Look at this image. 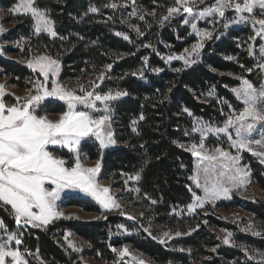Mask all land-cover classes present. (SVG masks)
<instances>
[{"label": "trees", "instance_id": "1", "mask_svg": "<svg viewBox=\"0 0 264 264\" xmlns=\"http://www.w3.org/2000/svg\"><path fill=\"white\" fill-rule=\"evenodd\" d=\"M121 1L38 0L37 6L48 10L58 35L34 34L31 17L16 15L12 18L14 27L2 36V40L21 41L22 56L45 52L56 58L61 64V79L81 80L105 70V66L111 64L112 68L105 71L107 78L101 82L99 89L126 90L129 93L114 103L112 127L117 143L102 151L96 142L89 140L81 151L88 159L101 158L103 177L112 180L119 188L123 187L125 179L122 172L132 174L142 170V178L135 182V187L139 189L141 205L150 208L154 222L181 230L192 228L194 231L173 240L174 248H170L151 238L144 230L131 235L113 234L114 226L126 225V220L121 215L104 212L99 219L92 221L54 220L46 228L21 226L23 244L19 248L22 251L27 248L33 253L26 257L30 264H75V257L68 254L62 245V236L69 230L87 241L90 246L88 254L100 261L114 260L112 248L129 244L157 263L264 264L263 260L249 259L238 247L221 244L210 226H230L215 215L204 214L206 209L182 218L171 214L174 207L184 206L191 199L188 185L193 156L180 145L188 139L185 131L191 128L192 120L183 109L187 107L197 117L222 121L229 104L234 108L241 105L231 92V88L239 83L238 76L254 84L260 82V76H255L253 70V59L245 46L238 42L247 28L231 30L226 37L206 45L201 61L190 67L176 63L168 66L158 53H163L168 43L176 51L186 44L178 40L169 25L158 24L171 1L137 0L143 10L154 12L153 15L146 14V20H152L151 28L141 37L128 27ZM13 3L14 0H0V7L6 11ZM109 3H116L117 7H106ZM90 7L99 11L90 12ZM143 24L138 22L139 26ZM117 33L127 35L128 39ZM6 50L16 52L17 48L12 50L8 47ZM145 57L149 70L159 68L161 71L157 73L144 69ZM0 67L3 74L9 76V82L21 89L29 87L26 83L28 79L39 76L27 66L1 57ZM141 70L143 76L139 74ZM212 89L215 95L209 96ZM218 98L224 102H218ZM42 109L58 113L64 111L65 106L49 100ZM141 113L143 120H139ZM133 120L138 121L136 132L132 131ZM141 145L145 147L141 148ZM52 152L69 157L62 149L53 148ZM249 159L252 179L264 188V168L251 157ZM65 204L100 212L99 206L84 198L73 197ZM232 205L222 202L217 207L223 209ZM244 208L264 223V202L247 201ZM0 218L10 227L15 224L9 206L5 208L0 204ZM238 237L241 243L264 250V234L262 237L247 234ZM36 251L38 260L34 256Z\"/></svg>", "mask_w": 264, "mask_h": 264}, {"label": "snow or ice", "instance_id": "2", "mask_svg": "<svg viewBox=\"0 0 264 264\" xmlns=\"http://www.w3.org/2000/svg\"><path fill=\"white\" fill-rule=\"evenodd\" d=\"M38 0H18V3L9 11L17 15L31 17L33 21V31L35 34L47 33L52 37L58 35L54 27V21L50 19L48 10L37 6ZM135 3V0H133ZM205 0H173V5L168 7L167 14L161 17L160 23L172 17L183 15V23H191L192 31L197 36V41L191 46V49L175 56H168L167 61L173 59L182 60L185 67H190L199 59L200 50L204 48V41L213 38V30L200 29L197 26V20H203L205 17L212 18L209 22L219 23L226 17V11L232 10L236 15V20L224 23L227 28L229 23L251 21L255 28L256 35L250 37L255 40L257 37L264 39V0H215L210 6H204ZM115 9L116 3L105 5ZM260 10V17L257 18L256 10ZM90 12L99 11L95 7L89 8ZM247 13V15H245ZM136 15V10L130 14ZM191 18V20L189 19ZM111 19V17H109ZM143 20L144 16L141 15ZM133 29L143 35L139 28L134 25ZM6 30L0 27V34ZM117 35H124L117 33ZM23 39V38H22ZM62 39H65L62 37ZM82 39V38H81ZM124 39H128L124 35ZM18 45L20 42H17ZM150 46V45H146ZM260 63L256 68L264 70V44L260 45ZM252 46H249V55H252ZM228 59H234L228 57ZM145 67L147 66V57L144 58ZM27 66L38 71L43 80L37 79L27 96L16 97L17 103L11 106L6 105L3 97L5 96V85L0 84V204L7 208L10 206L11 214L14 217L17 226L30 225L33 228H46L54 220L64 217V213L59 210L58 200L64 189L77 188L80 191L95 198L101 207L106 210L121 209V204L111 192L109 186H103L98 182V173L101 169V163L98 160L93 167H85L81 163V150L89 140L99 143L101 150L115 145L117 143L112 130L113 115L110 107L111 102L129 95L126 90H108L101 93L98 91L99 85L91 83L92 91H87L83 86H79V91L83 93L78 95L76 90L69 89L67 86L58 84L56 80L60 69V63L50 56L39 55L27 61ZM106 70H111L112 65L105 66ZM182 69H177L181 71ZM154 72H160L161 69H153ZM247 71L251 72L252 69ZM143 76V71L139 73ZM136 75V73H132ZM106 72L102 71L97 80L103 82L106 79ZM241 79V87L233 88L232 91L240 99L244 107L236 112L232 105L227 114L223 126H214V124L204 121L202 117L193 118V127L191 133H199V143H193L189 151L194 157L201 161H215L220 167V177H226L223 180H213L210 184L207 180L203 185L200 184L199 177L194 175L189 179L193 180L198 188L202 187L204 195L199 196L195 191L189 188L191 192L192 203L187 205L189 212H195L202 208L206 202H215L221 197H229L233 190H239L250 183L251 170L247 165H241V155L243 150L252 152L253 155L264 157V151H254V146L264 149V134L260 139H249L245 133H250L257 122H264V87L256 88L248 79ZM51 81V88L47 86ZM209 96L215 95L212 89ZM49 98H56L67 105L58 120H50L47 116L38 115L40 107L44 106ZM21 100L23 102L21 103ZM97 102L103 105V115H93L92 111L97 110ZM78 106H83L84 110H79ZM189 116L194 114L185 107L183 109ZM223 114V110H221ZM143 113L139 120H143ZM137 120L132 121V131L136 132ZM235 131V139L232 132ZM224 133L228 136L231 147L236 149V154L225 151L217 146L211 153L206 149L205 139L209 135H218ZM185 135L190 132L185 131ZM173 143H177L173 141ZM49 146H59L67 149L73 155L74 162L71 167H66L70 161L63 158H57ZM183 147V145H180ZM145 147L144 145L140 146ZM264 163V159L261 160ZM205 173L208 169H204ZM125 176L124 181L127 186L129 181L138 182L142 178V170H137L132 174L121 173ZM139 191V189H131ZM147 196V194H145ZM153 204L156 201H152ZM175 211V209H173ZM121 215H126L121 211ZM71 218V217H65ZM129 219H135L129 216ZM118 228H124L118 225ZM199 225H197V228ZM255 225L249 221V224L243 229L251 231L253 235H262L264 232L253 231ZM127 231V229H124ZM148 231V229H145ZM194 231V229L190 230ZM225 231L223 237L224 244L232 243L233 233ZM0 232L4 239H0V264H30L27 256L33 255L31 251L25 248L21 251L19 247H12L9 242L14 241L16 245H22L20 236L23 233L10 231L3 219H0ZM150 234V233H149ZM179 236L181 233L177 232ZM71 233H64V240L73 251H80L76 244L70 239ZM156 239V237H153ZM171 239L170 233H163L160 237V243L164 244L166 239ZM243 249V246H240ZM38 251V250H37ZM118 259L116 264H122L125 256L130 255L131 251L127 246L120 249L112 248ZM215 251V249H213ZM245 254L248 250L244 249ZM264 259V253L258 254ZM38 258V257H37ZM249 259H256L255 256H249ZM136 264H145V261L133 256ZM43 264V262H41Z\"/></svg>", "mask_w": 264, "mask_h": 264}, {"label": "rangeland", "instance_id": "3", "mask_svg": "<svg viewBox=\"0 0 264 264\" xmlns=\"http://www.w3.org/2000/svg\"><path fill=\"white\" fill-rule=\"evenodd\" d=\"M170 1H171L170 6H172L173 0H170ZM17 3H18V0H14V3L6 11H3V9L0 7V27H2L3 29L6 30L5 32L0 34V57L7 60V61H11V62H15V63H19V64L27 66V61L29 59H32V58L39 56V55H44V56H50V55L45 53V52L44 53L31 52L27 56H22V55H20V52H22V50H23L22 45H21V41H19L20 44L18 45V43L16 41L8 42V41L2 40V36L14 27V22H12V18L14 16H16L17 14L12 13L9 10L12 9ZM213 3H215V0H205L204 6H210ZM120 4H121L120 6L122 9L124 19L127 22H129L128 27L130 29H132L136 34H138V33L133 29V27H132L133 25L136 28H139L143 34L147 30H149V28H151L150 23L152 20H150V19L146 20L145 16H146V14L153 15L154 14L153 11H147L146 12L145 10H143V8L141 7V5L139 4V2L137 0H135V3H133V0H122ZM134 9L136 10V15H130L134 11ZM167 9H166L165 13L163 15H161V17L167 14ZM255 14H256L257 18H262V17H260V10L259 9L256 10ZM141 15L144 16L143 20L140 19ZM245 15H247V13H245ZM29 17H30V15H29ZM161 17L158 20V24H161L160 23ZM183 19H184V16L179 15V16L172 17L163 23L164 25L170 26V28L177 34L178 40L186 42L185 46L179 51L174 50L172 47L173 45L168 43L165 45L166 50L163 53H160V52L158 53L159 57H161L163 59V61L168 66L176 63L182 67H185L184 62L182 60L173 59L171 61L166 62V59L170 55L175 56V55L181 54L184 51V49H191V46L194 43H196V41L198 39L197 36L195 35V33L192 31L191 23L184 24ZM189 19L191 20V18H189ZM211 19L212 18L205 17L203 20H197L196 21L197 26L200 29H207V30H213L214 29L213 38L207 39L204 41V48L200 50L199 59L197 60L196 63L201 61L206 45L211 44L212 42H215V41H217L223 37H226L231 30H236V29H240V28H247L246 32L241 34L238 42L240 43V45L245 46L248 54H249V46L250 45L252 46L253 54L249 55V56L253 59V70H255V76L257 74L260 76L259 84H254L253 82L252 83L258 89L261 87H264V70H260V69L255 67V65L260 63V59H259L260 58V51H259V49H260V45L264 44V39H261L260 37H257L255 40L250 39V37H253L256 35L255 28H259V25H256L254 28L253 23L251 21L235 22V23H229V26L227 28H225L224 23H228L229 21L236 20V15H235L234 11H232V10H227L226 11V17L217 24H213V23L209 22ZM138 22H143L144 23L143 26L142 25L139 26ZM143 30H145V31H143ZM44 34H47V33H44ZM47 35L49 37H52L49 34H47ZM141 36H143V35H139V37H141ZM189 39L191 41H188ZM8 47L12 48V50L17 48V51L16 52H12V51L10 52V51L6 50V48H8ZM50 57L52 59H56L52 56H50ZM147 68H148L147 66L146 67L144 66V69H147ZM153 69H157V68H151V70H149V68H148L149 71H153ZM30 70L33 72L32 69H30ZM102 71L105 72L106 69L102 70ZM102 71L96 72L87 78L77 80V81L70 80V79H61L60 78L61 64H60V69H59V72L57 73L56 80H57L58 84L63 85V86H67L69 89L76 90L78 95H82L83 93H81L79 91V86H83L84 89L87 91H92L91 83L95 82L99 85V88H100L101 81L97 80V77L100 75V73ZM34 73L39 75L38 71H36ZM241 77L242 76H238L237 79L239 80V83L236 86L231 88L232 94L234 95L236 100L241 104L239 108L232 107L236 112H239L244 107L242 101L240 99H238L236 94L232 91L233 88L241 87V79H240ZM242 78H245V77H242ZM37 79L43 80V77H41L40 75L39 76L34 75L32 79H28L26 81V83L28 84L29 87L27 89H21V88H18L16 86L12 85L9 82V76L4 75L2 72V69L0 67V84L5 85V96L3 97L5 104L11 106L12 104L17 103L16 97L23 98V97L27 96L29 93V90L32 89L33 84ZM47 86L49 88H51L52 85H51L50 80H49ZM99 88H98V91H100L101 93L108 91V90L101 91ZM113 91H115V90H113ZM49 100L58 101V102L63 103L65 106L64 111L67 110V105L65 102L60 101L56 98H49L47 101H49ZM217 101L221 102V103L224 102V100L221 98H218ZM22 102H23V100H21V103ZM114 103H115V101L111 102V104H110V107L112 109V115L114 112L113 111ZM44 104H45V102H44ZM102 108H103V105H100L99 102H97V110H93L92 114L94 116L95 115H103L104 113L102 111ZM78 109L84 110L83 106H78ZM64 111L58 112V113L46 112L42 109V107H40L37 114L42 115V116H47L48 119L55 121V120L59 119L60 115ZM230 111L231 110L229 109L228 112L225 114V117L222 121H216V120H210V119H204V118H203V120L214 124V126H223V123H224L225 119L227 118V114ZM39 112H40V114H39ZM194 117H197V116H191V120H192L191 128L193 127V118ZM191 128L188 130V132H190V135H188L187 141L183 144V147H185V149L187 151H189V149L191 148V145L193 143L198 144L199 140H200L199 133H191ZM112 130H113V127H112ZM230 131L232 132V136L235 139V131L234 130H230ZM262 134H264V122H257L255 127L252 129V131L250 133H245L244 135H246L249 139H260ZM92 141H94V139ZM94 142H96V141H94ZM96 143L99 146V143L98 142H96ZM112 146H114V145H112ZM112 146H109L105 149H108ZM205 146H206V149L210 153L217 146H219V147L223 148L225 151L231 152L233 155L236 154V149L231 147L230 142L228 140V136L224 133H220L218 135H209L205 139ZM53 148L65 150L69 154V157H67V158L58 156L56 154H54V155L57 158H63L66 161H70L69 163L66 164V167H71L72 163L74 162L73 155L70 154L67 149L61 148L59 146H49V151H52ZM105 149H103L102 151H104ZM254 151L259 152V151H264V149L254 146ZM189 152L191 153V151H189ZM240 155H241V165H247L250 168L249 157H251L255 162H257L258 164H260L261 167L264 168V163H261V160L264 159V157H259V156L253 155L252 152H249L247 150H243L240 153ZM98 160L101 163V158L88 159L86 154L81 151V163L85 167H93ZM205 168L208 169L207 173H205V171H204ZM101 169H102V163H101ZM101 169H100V172L98 173V177H97L98 182H99V184H101L103 186H109L110 187L111 192L115 195V198L121 204V209H113L111 211L103 209L101 207V205L99 204V202L95 198H93L92 196L80 191L77 188H67L61 192L60 198L57 202L59 205V210L64 213V217H61V218L56 219V220L92 221V220L99 219L102 216V213H104V212H111L114 214L121 215V211H123L126 213V215H121V216H123L125 218L126 225L122 224L124 226V228H118L117 227L118 225H115L113 234H115V235H131V234H137L139 230L145 231V229H148V231H145V232L151 238L156 237L155 240L160 242V237L163 235V233L167 232V233H170L172 235V238L171 239L165 238L166 242L163 245L168 246L170 248H174V246L172 245L173 240L180 238L182 236H185L186 234H189L190 232H192V231H190V230H192V228L187 229V230H181V229H178L175 227H171V226H167V225H163V224H157L156 222H154L153 215L149 212L150 208L148 206H142L141 205L142 201L139 198L138 191H131V189H136L135 182L129 181L127 186L123 182L122 188L116 187L112 180L103 177ZM250 170H251V168H250ZM220 171H221V167L217 162H215V161H201L199 158L193 156L192 172H191L189 178L196 175L199 177L201 185H203L205 183V180H207L210 184L213 180L226 179V177H220L219 176ZM125 179H126V177H125ZM125 179H124V181H125ZM188 188H191L199 196L204 195L203 188L202 187L198 188L196 186V184L194 183V181L191 179H189ZM190 194H191V192H190ZM73 197H79V198L91 200L93 203H95L97 206H99L100 212L85 211L84 209H82L79 206L66 205L65 202L67 200L73 198ZM247 201H251V202L262 201V202H264V188L258 186L254 182V180L252 179V170H251V174H250V183H248L245 187L240 188L239 190H233L229 197H227V198L221 197L217 201H215L214 203L213 202H206L202 208H198L195 212H189L187 210V205L192 203V196H191L190 201L186 205L174 207L173 209H175V211H173V209H172L171 214L178 217V218H182V217H186V216H193L197 213V211H199L201 209H203V210L206 209L203 212L204 214L215 215L219 219L224 220L230 226V227L210 226V229L216 233L221 244L227 245V246L238 247L244 253H245L244 249H247L248 254L246 256L248 258H249V256H255L256 259H253V260H257V261L263 260L264 261V259H262L258 255L259 253H264V250L256 249L250 245H245V244L241 243V241H239L238 236L240 234H247V235H250L253 237H262L263 236V234L262 235H253L251 231H244L243 230L249 224V221H251L252 224L255 225V228L253 229V231L264 232V223H262L259 219H257V217L255 216L254 213L247 211L244 208V203ZM222 202L230 203V204H234V205H232L228 208H223V209L218 208L217 206L219 204H221ZM9 209H10V206H9ZM10 211H11V209H10ZM129 216H133V217H135V219H129ZM65 217H71V218H65ZM0 219H2V218H0ZM119 225H121V224H119ZM7 227L10 231H16L17 233H21V232L23 233V229L21 228V226H17L16 224H14L12 227L7 225ZM124 229H127V231H124ZM223 230H227V232L233 233V236L231 238L232 243H230V244H224L223 243V237L226 234L225 231H223ZM66 231L71 233L70 239L80 249V251L77 252V251H73L71 248H69L67 246L65 240H64V234H63L62 245H63L64 249L68 252V254H71L75 257V259H74L75 264H116L118 257H117L115 252H114V254H115L114 260H112L110 262L100 261V260H98V259H96V258H94L88 254L90 246H89L87 241H85L82 237H80L78 234H76L72 231H69V230H66ZM177 232L181 233V235H179V236L175 235V233H177ZM21 237L22 236H20V239H21ZM4 238H6V237H4L3 233L0 232V239H4ZM9 243L14 248L20 246V245H16L14 241H11ZM124 246H127L130 249L131 254L124 257L122 264H136V262L133 260V256L137 257L138 259L144 260L145 264H177V263H157L154 260H152L151 258H149L148 256H146L145 254H143L142 252L131 248L129 244H124V245H121L119 247H113V248L120 249ZM240 246H243V249ZM34 256L37 260L39 259L37 251L34 252Z\"/></svg>", "mask_w": 264, "mask_h": 264}]
</instances>
